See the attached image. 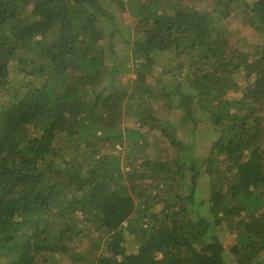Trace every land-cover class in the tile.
<instances>
[{
  "label": "trees",
  "instance_id": "trees-1",
  "mask_svg": "<svg viewBox=\"0 0 264 264\" xmlns=\"http://www.w3.org/2000/svg\"><path fill=\"white\" fill-rule=\"evenodd\" d=\"M48 255L264 264V0H0V264Z\"/></svg>",
  "mask_w": 264,
  "mask_h": 264
},
{
  "label": "rangeland",
  "instance_id": "rangeland-1",
  "mask_svg": "<svg viewBox=\"0 0 264 264\" xmlns=\"http://www.w3.org/2000/svg\"><path fill=\"white\" fill-rule=\"evenodd\" d=\"M226 24L232 33L231 40H230L231 44L235 46H236L237 37H242L245 35L247 36L248 34H252L251 30L244 28L239 22H236V18L228 19L226 21ZM119 26L121 28V32H118L115 35L114 50L117 52L119 59L124 60L128 54H131V50L129 46L127 45V42H128L127 39L132 37L134 33V29H133V24L131 23V20L128 15H123L122 18L119 19ZM241 47L245 49L246 45H241ZM121 78H122V81L127 82L128 79L134 78V75L128 74L126 76L123 75L120 77L119 75H115L114 72H112V74L109 76V82L111 84H117L118 82L121 83ZM147 79L148 81H150L152 78L149 76L147 77ZM240 82L242 83L243 80L240 79ZM240 95L241 94H239V96ZM126 120L131 126H134L136 128L138 127V124L136 123L135 119L128 118ZM206 129H208L209 131L206 132ZM179 136L185 144L186 143L194 144L196 153L202 156H206L210 153L212 144L216 139V134L211 129L206 128V126L203 129L201 126L196 136L192 135L191 132L185 129L180 130ZM157 139H160L159 136L157 137ZM162 149L164 151V156L167 160H172L174 158L175 150H171V149L166 150L165 147H163ZM127 238H129L128 235H127ZM220 238L224 242V245L226 248L227 247L230 248L232 244H234V241H235V237L233 235H227L226 233H223V231L220 233ZM88 244H89L88 240H85L84 241L85 247L88 246ZM126 244H127L126 250L128 253H135L137 251V247L131 243L130 238L129 240H127ZM48 256L49 257L47 259L46 264H55V263L56 264H76L72 261L68 262L66 258L62 257V255L61 257L56 255V259L54 261L51 259L50 255ZM262 257L264 258V255H262ZM228 263L235 264L233 259L228 260Z\"/></svg>",
  "mask_w": 264,
  "mask_h": 264
}]
</instances>
